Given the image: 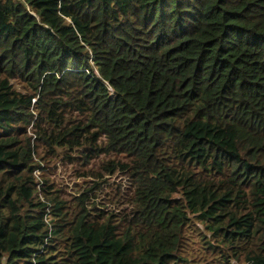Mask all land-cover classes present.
I'll return each instance as SVG.
<instances>
[{"label":"trees","instance_id":"trees-1","mask_svg":"<svg viewBox=\"0 0 264 264\" xmlns=\"http://www.w3.org/2000/svg\"><path fill=\"white\" fill-rule=\"evenodd\" d=\"M31 125L119 212L40 201ZM194 221L200 261L264 264V0H0V264H202Z\"/></svg>","mask_w":264,"mask_h":264},{"label":"rangeland","instance_id":"rangeland-1","mask_svg":"<svg viewBox=\"0 0 264 264\" xmlns=\"http://www.w3.org/2000/svg\"><path fill=\"white\" fill-rule=\"evenodd\" d=\"M16 90L22 93H28L29 86L26 83H18L16 81L13 82ZM34 113V112H33ZM27 135L31 137L32 148L34 152V160L40 165L42 169H39L34 172L35 182L38 184L36 195L37 198L42 202H48V197L53 194H43L42 188H47L50 186L51 193H57L62 200L67 201L68 205L72 208L74 204L72 203V199L74 196L78 195L81 191L88 187L94 186L97 182L99 187L93 189L92 192H87L86 195L89 196V200H93L94 207L91 211H96V209H105L107 212H119L115 210L119 198L123 197L125 193V189L128 188L127 178L122 174L115 175H107L104 174L102 176H94L93 172L91 174L90 170L94 171L97 169V164L100 161L89 164L87 166H79V161L75 159V161L70 162L68 157H78L77 151L73 150L71 152H67V156L63 153V150L57 149V156L55 158L47 161H40L35 156L36 154L42 153V148L37 146L35 143L34 135L35 132L32 130V125L27 129ZM38 147V149H37ZM101 159H104L101 157ZM119 186L121 191L118 192V195H115L114 188ZM113 187V188H112ZM52 219L49 217V222ZM195 230L192 232L189 245L188 252L189 257L192 258L193 262L206 264L204 260L200 261L199 257L205 256L207 259H210V251L205 250L203 244L200 242V237L198 235L199 232L205 233V228L202 224L195 222ZM216 257L210 260L207 264H224L217 262L215 260ZM228 264H249L248 262L237 261L234 259H229Z\"/></svg>","mask_w":264,"mask_h":264}]
</instances>
